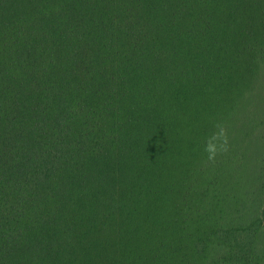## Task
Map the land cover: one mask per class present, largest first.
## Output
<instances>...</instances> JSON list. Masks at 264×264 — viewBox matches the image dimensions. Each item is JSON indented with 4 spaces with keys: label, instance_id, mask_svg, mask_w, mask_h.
<instances>
[{
    "label": "trees",
    "instance_id": "1",
    "mask_svg": "<svg viewBox=\"0 0 264 264\" xmlns=\"http://www.w3.org/2000/svg\"><path fill=\"white\" fill-rule=\"evenodd\" d=\"M0 264H264V0H0Z\"/></svg>",
    "mask_w": 264,
    "mask_h": 264
},
{
    "label": "clouds",
    "instance_id": "2",
    "mask_svg": "<svg viewBox=\"0 0 264 264\" xmlns=\"http://www.w3.org/2000/svg\"><path fill=\"white\" fill-rule=\"evenodd\" d=\"M217 150V145L212 142V139L205 145V151L209 155V159L213 158Z\"/></svg>",
    "mask_w": 264,
    "mask_h": 264
}]
</instances>
